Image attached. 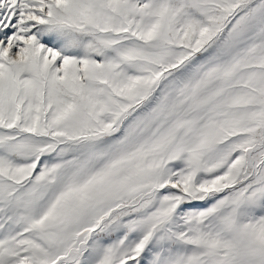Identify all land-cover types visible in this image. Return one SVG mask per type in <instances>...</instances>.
I'll use <instances>...</instances> for the list:
<instances>
[{"label": "snow or ice", "instance_id": "1", "mask_svg": "<svg viewBox=\"0 0 264 264\" xmlns=\"http://www.w3.org/2000/svg\"><path fill=\"white\" fill-rule=\"evenodd\" d=\"M0 264H264V0H0Z\"/></svg>", "mask_w": 264, "mask_h": 264}]
</instances>
